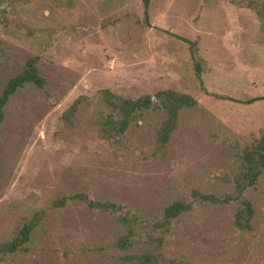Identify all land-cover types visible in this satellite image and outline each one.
<instances>
[{
	"label": "rangeland",
	"instance_id": "obj_1",
	"mask_svg": "<svg viewBox=\"0 0 264 264\" xmlns=\"http://www.w3.org/2000/svg\"><path fill=\"white\" fill-rule=\"evenodd\" d=\"M182 37L197 42L194 60ZM43 89L26 84L0 125V243L34 212L45 216L26 251L0 264H136L114 242L124 211L158 221L192 191L232 195L244 146L264 130V0H0V94L32 58ZM200 61L201 75L194 63ZM137 99L187 94L164 148L166 112L149 110L115 142L98 137L101 91ZM81 98L74 114L66 111ZM232 98V100H229ZM114 202L111 214L71 198ZM250 229L233 222L236 204L195 202L176 219L161 252L180 264H264V174L244 192ZM67 198L65 206L52 208Z\"/></svg>",
	"mask_w": 264,
	"mask_h": 264
},
{
	"label": "trees",
	"instance_id": "obj_2",
	"mask_svg": "<svg viewBox=\"0 0 264 264\" xmlns=\"http://www.w3.org/2000/svg\"><path fill=\"white\" fill-rule=\"evenodd\" d=\"M143 16L148 20L151 0H141ZM189 47L190 54L195 60L198 52L197 42L178 37ZM38 59L30 58L24 68L13 78L9 79L0 94V125L4 119L3 109L10 97L18 89L26 84L43 89L45 80L39 75ZM195 74L198 78L201 75L200 61L194 63ZM102 98L110 109L105 116L101 113L97 119L99 124L98 137L108 142H115L120 139L128 128L138 121L142 114L149 110H162L166 112V118L160 124L157 132L158 145L164 148L177 130L181 111L186 108L196 106L197 101L191 96L164 90L157 92L154 96L145 95L137 99L122 97L109 90L101 91ZM81 98L76 99L69 107L66 115L67 119L74 114ZM229 100H232L230 98ZM264 100L257 97L247 100V103H254ZM240 156L238 171L233 179L234 192L232 195L217 197L212 194H204L198 190L192 191V199L176 200L167 205L163 211L162 218L158 221H144L129 211H124L121 205L110 201L93 200L87 195L78 193L71 198L83 201L88 207L99 209L117 215V225L122 228V232L114 242V246L121 251H131L140 249V253L125 255L122 260L136 262V264H180L177 260L168 259L162 254L161 249L165 239L171 233L172 223L180 215L190 211L195 202H205L208 204H236L233 222L242 231L250 229L251 219L254 210L251 203L245 198L244 192L254 186L264 174V130L258 138H254L244 146ZM67 198H60L53 202L52 208L65 206ZM45 212H34L32 216L24 219L22 227L16 235L8 241L0 243V255L3 257L15 254L17 251H26V244L30 241L34 229L44 218Z\"/></svg>",
	"mask_w": 264,
	"mask_h": 264
}]
</instances>
